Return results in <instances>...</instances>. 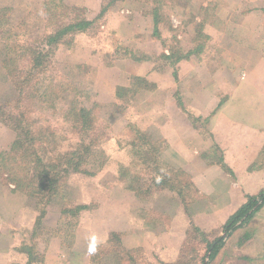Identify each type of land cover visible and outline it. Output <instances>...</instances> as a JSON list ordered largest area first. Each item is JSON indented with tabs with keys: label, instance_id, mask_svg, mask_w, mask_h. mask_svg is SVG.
<instances>
[{
	"label": "rangeland",
	"instance_id": "1",
	"mask_svg": "<svg viewBox=\"0 0 264 264\" xmlns=\"http://www.w3.org/2000/svg\"><path fill=\"white\" fill-rule=\"evenodd\" d=\"M1 10L0 260L19 252L38 262L37 249L50 237L73 247L76 234L87 245L91 232L98 239L89 238L86 256L70 252L73 263L264 264V203L207 262V242L224 236L237 206L230 214L226 202L200 195L186 164L167 152L162 98L150 80L154 74L166 83L168 72L177 80L176 72L184 75L179 62L194 51L203 65L209 49L264 48L257 41L264 0H0ZM18 131L27 143L20 154L33 153L30 165L19 154L15 162L3 159ZM146 157L161 166L147 172ZM48 164L58 181L52 186L34 179ZM259 166L264 171V159ZM38 183L45 195L36 193ZM168 184H177L183 199Z\"/></svg>",
	"mask_w": 264,
	"mask_h": 264
},
{
	"label": "crops",
	"instance_id": "2",
	"mask_svg": "<svg viewBox=\"0 0 264 264\" xmlns=\"http://www.w3.org/2000/svg\"><path fill=\"white\" fill-rule=\"evenodd\" d=\"M209 36L217 41L215 36ZM255 36L252 34L251 38ZM231 37L225 35L227 39ZM257 38L258 42H264V36L262 40ZM229 43L237 47L241 45L234 41ZM231 49H209L202 55L203 65L198 62L194 51L188 58L195 56L197 60L187 58L179 62L177 67L185 76L176 72L177 80L171 81L169 72L165 73L170 76L166 83L165 80L159 83L154 74L150 77L157 86L159 98H162L159 133L167 152L180 164H186L181 166L192 178L200 195H208L206 197L211 202H226L227 211L234 206L237 210L247 196L255 195L264 187L263 168L249 171L264 148V48ZM219 58L229 62L218 61ZM183 61L186 62L183 64ZM147 105L153 107V93L148 97ZM212 150L215 158L202 157L203 152ZM99 228L97 223L98 233ZM78 235L73 247H66L58 236L50 237L43 248L37 249L41 254L38 262L29 261L25 253L9 252L1 257L0 264H75L67 255L76 251L86 256L89 238L98 239L89 232L85 237L86 245L81 243ZM136 244L143 246L142 239Z\"/></svg>",
	"mask_w": 264,
	"mask_h": 264
},
{
	"label": "trees",
	"instance_id": "3",
	"mask_svg": "<svg viewBox=\"0 0 264 264\" xmlns=\"http://www.w3.org/2000/svg\"><path fill=\"white\" fill-rule=\"evenodd\" d=\"M3 11L4 10H1L0 12H3ZM105 11H106V8H104V6H102L101 9H100L99 14L97 15V17L100 16V15H103L105 13ZM91 22H93V20H91V21H82V22H79L77 26H81V27L86 26V27H88V26L91 25L90 24ZM3 26H4L3 21H0V31L2 30ZM187 55L188 54L186 53V54H184L182 56H179V60L182 59L180 57H185L186 58ZM164 58L166 60H168L171 57H170V55H167L166 57L164 56ZM143 59H144V61L148 60L147 57H145ZM120 88H122V87H120ZM86 112H88V111L84 110L82 108L79 111V115L83 119H85V118L88 119V114H86ZM16 131H17V129H16ZM20 133L21 132L18 131L17 137L14 140V142L12 143L11 148L9 150V153H12V154H10V155L3 154V155H5L3 157V159L7 160L8 158H10V161L15 162V161H17V158H13L12 156L13 155L17 156L19 154L21 163H25L26 161H28V162H26V165H30L31 163L29 162V160L33 158V153L25 151L23 154H20V152H19L20 151V147L24 148L26 146V144H27L25 142V140L21 136H18ZM162 143L165 144L164 141H162ZM36 156H37V154H36ZM151 158L152 157H150V158L146 157V170H147V172L148 171L152 172V170H154L153 167L155 168V167H160L161 166V164H159V165L153 164L154 163V159H151ZM0 159H1L0 161L2 162V158H0ZM261 159H264V148H263V152L258 157L257 161L250 166L249 171H252V170L256 169L257 167L260 168L258 163H260ZM43 167H44L43 169H40V167L38 168V172L34 175V179L38 180L41 183L42 182H50L51 186H52V183L58 182L57 181V176L53 177L50 174V171H49L50 164L45 165ZM67 169L69 170L68 164H67ZM68 170H67V172H68ZM8 176H10V175H6L5 177H8ZM10 182L12 184L14 183V185H15V182L13 181V179H11ZM167 188L171 192H174L176 194V196L179 198V200L183 199L182 195H181V191L179 190V187H178L177 184L175 186L172 185V184H168ZM47 192H49V194L52 193L49 190H47ZM36 193H38V195H45V194H43L42 189H41V185L39 183H38V186H37ZM35 195H37V194H35V190H34L33 191V195H31V196H35ZM136 195H137L136 197L138 198V196H140V197L142 196V193L136 192ZM263 203H264V189L261 190L257 195L247 196L246 197V202L244 204H242L231 216H229V218L222 225L221 232H223L224 236H217L212 241H208L207 242V246H206V250H205V255L207 256V259H208L207 262L213 261L217 257V254H218L219 250L224 246L226 239L229 236H231L232 233L234 231H236L237 229H239V228H241L243 226H246L251 221V219L255 215V213L262 207ZM76 209L79 211L81 208L78 207ZM36 222L38 223L39 221H36ZM250 236H251L250 233H247V232H245L243 234V238L245 240L248 239ZM251 261H253V260H251Z\"/></svg>",
	"mask_w": 264,
	"mask_h": 264
},
{
	"label": "water",
	"instance_id": "4",
	"mask_svg": "<svg viewBox=\"0 0 264 264\" xmlns=\"http://www.w3.org/2000/svg\"><path fill=\"white\" fill-rule=\"evenodd\" d=\"M204 264H207L206 262H204Z\"/></svg>",
	"mask_w": 264,
	"mask_h": 264
}]
</instances>
